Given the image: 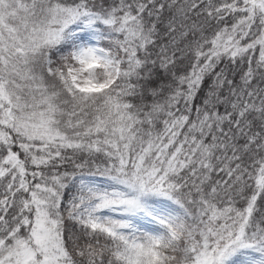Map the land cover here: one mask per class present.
Instances as JSON below:
<instances>
[{"label":"snow or ice","instance_id":"snow-or-ice-1","mask_svg":"<svg viewBox=\"0 0 264 264\" xmlns=\"http://www.w3.org/2000/svg\"><path fill=\"white\" fill-rule=\"evenodd\" d=\"M0 264H264V0H0Z\"/></svg>","mask_w":264,"mask_h":264}]
</instances>
